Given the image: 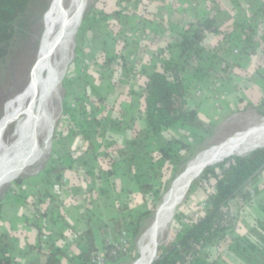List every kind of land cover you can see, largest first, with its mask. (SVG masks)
<instances>
[{
  "label": "trees",
  "instance_id": "obj_1",
  "mask_svg": "<svg viewBox=\"0 0 264 264\" xmlns=\"http://www.w3.org/2000/svg\"><path fill=\"white\" fill-rule=\"evenodd\" d=\"M35 1L0 0L1 58L6 56V46L16 37L18 21L28 12ZM245 1L247 2V5L245 4L246 8L253 10V15L257 13L264 14V0ZM101 2L105 3V0H101ZM220 2L221 0H209L207 11L200 18L192 20L175 33L176 43L174 46L179 49V55H172L170 44L162 47L165 52L164 60L161 66L156 69H146L138 64L129 67L128 60L122 54L123 48L117 46L116 52L110 54L106 46L107 40L102 38V46L105 49L102 54L104 74H107L106 76L112 78V82H115L118 75L120 78L125 73L129 74V70H131L133 74H138L142 79L139 114L141 118L146 120L147 126L145 130L137 131L133 140L128 142V152L132 158L126 163L128 171L133 173L134 178L140 184L139 187L144 197V209L132 210L128 206H124L122 210L126 211V215L122 217L111 216L109 222L104 226L96 223L94 220L96 214H93V216L89 214L87 228L78 235L74 243L80 247V251L69 257L72 264H91V257L99 250L97 241L100 238L105 240L106 229L110 226L115 239H118L123 231L128 233L131 253L128 254L132 256L133 261L138 256L137 244L143 221L155 216L158 210V202L177 178L180 167L195 155L191 150H189L188 156L185 157L177 154L179 150L189 146L176 138L172 139L169 145L158 148L157 153L151 147L152 142L148 140L175 128L183 119H196V112L191 110L189 105L190 92L184 79V72L190 58L195 57L201 60L205 57L206 48L204 43L208 34H216L224 38L226 48H221L217 52L226 50L234 55L233 52L237 49L238 56L251 55L255 58L258 71L264 68V18H259L258 22H252V18H248L249 16L242 18V20L234 17L221 20L215 14V9ZM133 3L141 7L143 14L150 10V5L146 0H117L118 8L111 11L107 10L105 5H100V3L88 8L82 19V24L85 27L82 26L77 31V39L79 40L82 35L88 36L91 30L101 26L104 27L105 24L106 28L103 31L106 37L111 34L115 36V33L122 31L123 27L120 23L114 22V19L120 17L127 10L126 6ZM79 23L80 21L77 23L76 28ZM76 53L77 55L80 53L79 45L76 46ZM224 71V69L221 70V72ZM85 96L86 94L77 97V102L79 101L83 106V109H80L79 105L77 108L80 117L86 112L85 104L82 101ZM255 107L260 115L264 116V96ZM65 114L69 116L67 112ZM108 123L106 127L115 126L122 129L131 126L129 122L123 120L121 115L117 117V120L111 119ZM86 128L87 122H84L83 119L74 127L70 123L68 132L64 136L82 135L81 137L86 139ZM106 133H104L106 138H111ZM263 144L264 142L258 146ZM92 148L90 147V149ZM66 152V159L68 156L69 162L57 166L55 158V163L45 170L44 178L47 182L51 179L52 172H56L54 180L56 184L54 185L51 180L50 183L48 182V186L52 191L54 188L57 191L55 190V195L46 194V191H43L40 196L44 200L43 202L48 203V205L37 213V215L41 214L42 217L34 222L39 236L45 234V227L48 228L49 225H55L57 221L65 219L62 206L64 203L58 201L60 198L58 191L63 187L62 178L67 168L75 167V171L80 176H82L81 174L86 175L85 179L87 181L95 179V175L100 177L99 169L95 170L92 164L88 165V159H84L86 161L79 164L78 160L75 161L72 152L68 150ZM105 153L106 155L112 154L111 151ZM63 157V155L57 157V160L60 158L65 160ZM162 157L167 158L168 162L166 164H161ZM124 170L121 171L124 172ZM263 170L264 145L245 155L232 154L218 163L206 166L190 187V191H193L198 185L205 190L207 199L204 214L197 219L191 217L186 222H183L180 214H175V220L172 224L173 236L165 243L158 244L156 255L151 264H195L198 257H214V249L225 243L231 251L239 254L249 264H264V201L260 203L262 216L256 218L254 224L245 233L235 234V224L227 214L231 201L240 193L247 201L251 200V192L245 190V188L250 182H256ZM114 171L117 170L110 169L108 172L113 174ZM24 180L22 177H18L13 183L21 187ZM51 185L54 186L51 187ZM210 186L212 189L209 191ZM93 189H96V186L87 191L91 192ZM254 191L257 193L259 188L256 186ZM189 199L188 196L186 201H189ZM2 203L1 201L0 206ZM89 213H91V210H89ZM92 218L94 223L90 222ZM58 233L62 235V233ZM58 233L57 231H49L50 240L48 250L45 251V254H47L45 264H62V259L68 257L67 250L58 245V239L55 237V234L58 235ZM1 236L0 264H15L14 256L7 244H4V239ZM112 246V243H108L106 250L110 251ZM128 254H121L117 258L111 257L109 261H116Z\"/></svg>",
  "mask_w": 264,
  "mask_h": 264
},
{
  "label": "crops",
  "instance_id": "obj_2",
  "mask_svg": "<svg viewBox=\"0 0 264 264\" xmlns=\"http://www.w3.org/2000/svg\"><path fill=\"white\" fill-rule=\"evenodd\" d=\"M146 1H148L150 5V10L144 14L141 7L137 4L133 3L127 5V10L122 13L120 17L114 19V22L116 21V23L122 25V31L115 36L111 34L105 40H107L106 46L110 54L116 52L117 43L121 37L129 41L128 46L123 50L124 57L128 60L129 67L138 64L146 69H156L161 66L164 60L165 52L162 47L170 44L172 55H179V49L174 46L176 43L175 33L187 23L196 18H200L207 11L209 0ZM245 4L247 5L245 0H221L220 4L217 5L215 9V14L221 20H225L228 17L242 20V18H247L249 16L248 18L251 17L252 22H258L261 18H264V14L262 13L253 15V10L246 8ZM101 5H105V8L110 11L118 8L117 0H105V3L102 2ZM130 6H133V8L128 11ZM93 44L94 47H92L91 50H89V48L85 50L82 47L79 53V59L85 64V72L88 68L90 69L85 75H89V72H91L93 77L83 78V81H87L80 95L86 94L87 91L91 89L95 91V89L92 88V84H98L97 86H99L101 90L103 89V94L100 97L105 99L107 105L115 108L118 103L122 104V108H118L114 113L118 114V112H120L116 117L121 115L123 120L129 122L131 126L125 130L121 129V133L117 134H115V132L119 129L113 126L112 131L114 137L117 139H115L112 144H110L109 141L105 142L106 146L103 145V151L98 153L96 157H105L103 162L108 163L107 157L109 155H106L105 152L108 151L107 147L109 144L110 149L113 150H111L112 153L117 150H120V152L123 151V157L119 158V164L125 169L124 172L121 171L120 174L122 180L125 178V187L121 181L119 184L116 181L118 186L117 184L115 185V183L111 181L112 175L107 174V169H104L101 165L98 169L101 168V170L104 169V171L100 172V185L96 186V189H93L91 192H88V189L85 188L79 190L80 194H82L83 191H87L90 197L96 199V202L90 203V197H81L78 200L75 195L74 201L73 198H71L75 204L74 207L68 198L72 195L67 196L65 195L66 192L62 193L61 190L58 191L59 197L65 202L62 205L64 207L65 219L59 220L60 225H49L46 234L49 236V231L62 233V235L59 233L58 235L55 234V237L58 239V245L67 250L68 257L62 259V264H72L69 261V257L80 251V247L76 246L74 243L78 235L88 226L87 218L89 217L90 209L96 206L95 208L98 214L95 215L94 220L100 226H104L109 222L111 216L122 217L126 215V211L124 212L122 210L124 206H128L132 210L144 209V197L139 187L140 184L136 178L132 177L133 173L128 171L126 163L132 158L128 152V142L133 140L137 131H143L147 126L146 120L141 118L139 114L142 79L138 74H133V76L135 75L133 78L126 77L121 79L120 77L117 79H120L121 83L117 85L113 84L112 78H107V81H104L101 79L104 77H96L95 71L97 70V65L102 64L103 67V63H100V61L104 59L102 54L105 52V49L102 46V41H99V39L94 40ZM204 44L206 48L205 57L199 60L195 65L189 62L184 72V79L190 92L189 105L191 110L196 112L197 117L194 120L190 118L183 119L175 128L168 132L155 138L151 137L148 141L152 142L151 147L156 153L158 148L169 145L171 140L175 138L178 141L186 143L190 147H185L177 152V154H180L182 157L188 156L189 150L193 151L194 154L205 152L207 150L205 148H208L209 144L213 145L223 140V138H228L227 136H229V134L239 130V127L236 126L240 123L237 117L251 114L252 109L256 110L255 106L261 102L264 96V68L260 71L257 70L256 60L253 56H238V53L235 55L234 52L233 55L226 50L217 52V50L221 48H226V44L224 43V38L216 34H208ZM86 47H88L87 44ZM218 57H222L225 60H232L233 64H231L227 71H219V64L217 62ZM108 117L110 118V115ZM116 117H114L113 120H117ZM86 129L88 130V128ZM68 142L71 144L74 141ZM80 145L81 148L78 149V144H74L72 150H69L72 152L75 161L78 160L77 157L82 151L93 152L92 150H87L86 142ZM178 145L179 143L177 146ZM88 155L89 156L84 159H88L87 164H92L93 166L95 154L90 155V153H88ZM86 160H84L83 163ZM166 163L165 161L163 164ZM74 168H70V171L76 172ZM81 175L85 177L84 174ZM105 177H107V179ZM62 186L67 189V192L74 190L76 187L71 185V178L68 174H64ZM248 186L252 189H255L257 186L259 191L256 193L254 199L246 204L247 207L244 210L242 208L235 209V207H230V211H234L235 213L232 212L233 217H235L233 220L236 227L235 234L247 232L254 224L253 221L262 216L260 203L264 201V170L258 176L257 181L253 183L250 182ZM201 189L202 190L196 195L201 198L202 201L206 202V192L203 187H201ZM55 190L54 188L53 191ZM111 193L115 195L112 198V203L111 200L107 201ZM94 195L95 197H93ZM90 220L92 223L93 218ZM1 229L4 230V228ZM111 229V226L106 229L105 240L100 238L97 241L99 248L98 252H104L106 250V245L115 240ZM5 233L6 235L9 234L6 231ZM145 234L146 232L143 236ZM76 235L77 237H75ZM41 239L42 236H39L38 244L40 245L37 244L33 247L35 248L36 246L37 249L40 248L42 253H33L31 250L25 249L22 254H19L21 256L17 257L14 255L15 264H45L47 262V254H45V251L48 250L50 236L48 237L46 245H43V242L41 243ZM141 239H138L137 248L138 245L140 247L142 246ZM157 246L158 245H155V251L157 250ZM214 250V257H198L195 264H249L243 257L231 251L225 244H222L221 247L218 246ZM141 255L143 257V251ZM142 257L140 259H142ZM108 263H110V261Z\"/></svg>",
  "mask_w": 264,
  "mask_h": 264
},
{
  "label": "rangeland",
  "instance_id": "obj_3",
  "mask_svg": "<svg viewBox=\"0 0 264 264\" xmlns=\"http://www.w3.org/2000/svg\"><path fill=\"white\" fill-rule=\"evenodd\" d=\"M96 3H100L101 5L102 2L101 0H86V6L83 11V14L88 8H92ZM51 4H52V0H36L31 5L28 12L18 21L16 37L6 46V51H7L6 56L2 58L0 57V119L6 115L10 107L13 105L15 99L28 86V83L31 79V73L37 63L39 48H40L39 46L42 41V37H43L42 34L44 33L45 30V18ZM132 8L133 6L132 7L130 6L128 11H130ZM83 14L80 23L76 28V31L74 32V34H72L69 37L65 49L63 50V52L57 54L58 68L60 71L59 73L60 83L57 92L55 93V95L53 96V98L50 100L49 103V107H48L49 117H47L48 124L46 123L41 124L39 128V141L41 148H43V151L40 157L31 159L27 164V166L21 172L17 173L15 177H10L7 181H4L2 185H0V202L1 201L3 202L0 206V230H1L0 232L2 233V234L0 233V235H2L1 237H3L2 239H4V244L6 243L7 246L10 248V250L12 251L13 256L14 255L17 257L21 256L19 254H22L25 249H29L33 253H42V251L38 250L36 246L35 248L33 247L34 245H37L39 243V236H38L39 232L36 226L34 225V222L38 221V219H40L42 216L41 214L37 215V213H39L40 210L45 209L48 205V203L43 202L44 200L40 196L42 195L43 191H46L45 192L46 194L51 193L52 195H55L56 193L55 191H52V189L47 185L48 182L50 183L51 180L52 182H54V185L56 184L54 181L56 172H52L51 179L48 180L47 182L46 179L44 178L46 174L45 172L46 168H48L50 165L55 163V158H56L57 166L69 162L70 160L68 156L66 159V153H67L66 151L72 150L74 144L75 145L78 144L77 146L78 149L81 148L80 144H84L85 142L87 144V150H89L90 147H93L92 149H90L93 152L82 151V153L78 155L77 158L80 164L83 162L84 157L89 156L88 153H90V155L95 154L96 157L98 153L103 151V145L106 146L105 142L109 141L110 144H112L113 141L117 139L114 137V133L112 131L113 127L112 126L106 127V126L107 124H109L108 122H110L111 118L113 120V118L120 113L118 112L117 114L114 112L118 108L119 109L122 108V104L118 103L117 104L118 106L116 105L115 108L107 105L105 99L100 97L103 94V89L101 90L99 86H97L98 84L97 85L92 84V88H94L95 91L93 89L88 90L86 96L82 100L86 108V112H84V115L80 117L79 111H77L78 105L80 109H83L82 104L79 101L77 102V97L81 96L80 95L81 90L86 85L87 80L83 81V78H93V77L91 75V72H89V75H85V73H88L90 69L88 68L85 72V64L79 59V54L77 55L76 53V46L79 45L80 50L82 47L85 50H87L88 48L89 50H91L92 47H94L93 44L94 40L99 39V41H102V38L105 39L108 38V36L106 37L103 31V29L106 28V24H105L104 27L101 26L100 28L96 26L97 28L91 30L88 36L82 35L81 38L78 40L76 36L77 31L82 26L85 27L84 24H82ZM115 34L117 35L118 32ZM128 42L129 41H127L126 39H122L121 37V39H119L118 41L117 46H121L124 50V48L128 46L129 44ZM86 44L88 47H86ZM122 54L124 56L123 51ZM101 62L102 61H100V63ZM97 70L95 71L96 77L97 76L104 77L101 79L107 81L106 79L108 78V76H106L107 74L105 75L103 73L104 71L102 64L97 65ZM129 72H130L129 74L125 73L122 77L123 78L135 77V75L133 76L131 70H129ZM117 78H119V75L118 77H116V80L115 82H113V84L118 85L121 83V80ZM65 112H67L69 116H67ZM109 115L110 118L108 117ZM31 117L32 114H27V115L25 114L19 117L17 120L11 121L7 125L4 131V137L0 138V148L2 147L0 150V159L8 157L9 149H13L16 146L18 140L22 137L24 130L27 128L28 123L31 120ZM237 118L238 121H240L239 125H236L237 127H239L238 128L239 130H236L232 134H229V136L227 137H231L238 134L241 135L243 131L247 130L250 127L258 126V124H261L264 120V116L260 115L258 109L256 110L252 109L251 114L247 116L241 115ZM82 119L84 122H87V128H88V130L86 129V132H88L87 138L83 140V138L81 137L82 135L65 137L64 135L68 132L70 123L71 126L74 127V125L78 124L79 121ZM128 128H122V130ZM118 129L119 130L115 132V134L121 133V128ZM104 133L110 135L111 138L109 137L106 138ZM47 137L50 138L48 139ZM71 137H76V138H71ZM225 139L227 138H223V140L213 145L209 144L208 148L205 149L207 150L209 149L208 151H210L211 149L215 150L222 145L221 143H223ZM3 140H5L4 141L5 145L3 144ZM68 141H74V142L70 144ZM262 142L264 141H261L254 147L258 146ZM89 144L91 145L89 146ZM110 144L107 147L109 152L112 150L110 149ZM208 151L202 152L200 154H195L194 157H192L187 163H185L183 166L180 167L178 176L186 169L187 165L190 164L191 166V164L197 157L198 158L196 160H198L201 157H204L203 154L207 153ZM250 151H242L241 153L247 154ZM122 153L123 151L120 152V150H117L116 152L114 151V153L112 154L109 153V156L107 157V161H109L108 163L103 162V159L105 157L103 158L100 156L99 157L100 159L94 157L95 161L93 163V166L96 168V170L101 165H102L101 167L107 169V171L110 170L109 168L117 170L114 171L115 173L113 174L110 173V175H112L111 181H113L115 185L117 184V182L119 184V182L121 181L123 183V186L125 187L124 184L125 178H123L122 180V176L120 175L121 170H123L124 167L122 166L120 167L119 165V161H120L119 158L123 157ZM62 155L64 156L63 159L65 160H61V158L57 160V157H61ZM163 161L168 162L167 158L162 157L161 162L164 163ZM213 163L215 162H212V164ZM189 168L190 167H188L186 171L183 172V174L177 180L175 179L172 182L171 187L169 188L168 191L164 192L163 198L158 202V209L160 208V206L161 209L163 208L165 202L167 201V195L169 194L170 190L179 181V179L182 178V176L188 171ZM99 169L100 172L104 171V169L103 170H101V168ZM64 174H68L70 176L71 185L76 186L75 187L76 189L67 192V189L63 186L59 190H61L62 193L66 192L65 195L67 196L72 195L71 197L68 198L73 206L75 205L73 203L75 199L74 197L75 195L78 198V200L81 197H90L87 191H83V193L80 194L79 193L80 189L81 190H83L84 188L90 189L92 187L94 188L95 186L100 185V179L99 176L97 175H95V179H90L89 181H87L85 179L86 175L85 177H82L78 173L74 171H70V168H67L64 171ZM107 174H109V172ZM199 176L200 175L196 177L198 178ZM18 177H22L23 179H25L24 183L22 184V187H18L13 183V181ZM132 177H134V175ZM196 177L193 178L191 182L184 187V189H182L183 192H181V194L179 195L180 197L178 200H176V203L173 202L174 205L171 204L170 210L168 211L169 213H166L165 219H163V223L160 225V227L156 232L157 233L156 245L165 243L171 236H173L172 224L175 220V214H180L181 219L183 221H186L189 220L193 215H195L196 212L200 209V206L204 201H202V199L199 198L196 194L202 190L201 187L198 185L195 187L194 189L195 191L194 190L190 191L191 184L196 179ZM105 178L107 179V177ZM54 185H51V187H53ZM211 189L212 187L210 186L208 190L210 191ZM251 189L252 188L250 186H247L245 188V190L247 191H250ZM255 195H256L255 192L253 194L251 192V200L247 201L243 197L242 193H240L238 197L235 198V200L231 201V207H235V209L242 208L244 210L247 207L246 204L248 202H251L254 199ZM114 196L115 195L111 193L107 201L111 200L112 203V198ZM188 196L190 197V199L189 201H186V198ZM93 197H95V195ZM71 198H73V201L71 200ZM90 198H91L90 203L94 201L96 202L95 198L92 197ZM238 198L239 199L243 198V202H241L240 200L237 202ZM54 199L56 198L54 197ZM58 201L65 203L61 198H59ZM90 203L88 204L91 205ZM95 207L90 209L91 210L90 214H96V215L98 214ZM157 220L158 217L156 212L155 216L143 221L139 240L141 239V237L145 232L146 234L141 239L142 249L138 245L137 248L138 256L134 261L131 255L130 256L125 255L122 258L114 262H110L108 264H134V263L136 264V262L142 257L141 255L142 251L144 254V247L147 245V243L149 246L148 238L152 232L153 225L156 223ZM92 223H94V220L92 221ZM56 225H60V222L57 221ZM1 228H4V230H2ZM5 231L8 232L9 234L6 235ZM47 231L48 228L45 227L44 233L46 234ZM40 241L42 243V239ZM225 246L228 245L225 243ZM154 253H155V247L152 249L151 256L149 257V259H147L148 262L146 264L151 263V260L154 257L153 256Z\"/></svg>",
  "mask_w": 264,
  "mask_h": 264
},
{
  "label": "bare ground",
  "instance_id": "obj_4",
  "mask_svg": "<svg viewBox=\"0 0 264 264\" xmlns=\"http://www.w3.org/2000/svg\"><path fill=\"white\" fill-rule=\"evenodd\" d=\"M85 6L86 0H52L45 18V30L42 34V41L40 40L41 44L39 46L37 63L31 73L28 86L15 99L6 115L0 119V138H3L4 131L11 121L17 120L22 115L32 114L31 120L16 146L13 149H9L7 158L0 159V185L10 177H15L17 173L27 166L31 159L40 157L43 151L39 141V128L41 124H48L49 103L57 92L60 83L57 54L63 52L69 37L74 34ZM261 124L263 125L261 128L252 130L249 135L243 133L241 135L238 134L239 136L234 135L233 138L224 142L217 149H211L203 154L204 157L196 160L197 157L193 161L188 171L179 179L167 195V201L161 209L158 220L153 225L152 232L149 235V246L147 243L144 247L142 259L136 262V264H146L148 262L147 259L151 256L152 249L156 245V232L163 223L166 213H169L171 204L174 205L173 202L176 203V200L179 199V195L183 192L182 189L193 178L200 175L208 164L213 165L225 156L232 155L233 153L250 151L255 145L264 141V120ZM47 138L49 139L50 137ZM4 141L3 144L5 143ZM212 162L215 163L212 164Z\"/></svg>",
  "mask_w": 264,
  "mask_h": 264
},
{
  "label": "built area",
  "instance_id": "obj_5",
  "mask_svg": "<svg viewBox=\"0 0 264 264\" xmlns=\"http://www.w3.org/2000/svg\"><path fill=\"white\" fill-rule=\"evenodd\" d=\"M234 53H238V50L235 49ZM198 59L194 58H190L189 62L193 65H195L196 63H198ZM217 62L219 64V69L222 70L224 69L225 71H227L231 64H232V60H225L222 57H218ZM252 192V194L255 192L254 189L250 190ZM238 197V196H237ZM241 201L243 202V198L241 199H237V201ZM231 207V203L229 206V209L227 211V214L229 215V217L234 220L235 217H233V213L234 211H230ZM206 209V202H203L200 206V209L196 212L195 215L192 216V218L197 219L199 218L201 215L204 214V210ZM233 212V213H232ZM188 221V220H186ZM43 236V235H42ZM48 235L44 234V236L42 237V242L43 245L47 244V240H48ZM77 237V235L75 236ZM113 244L112 248L110 251L105 250L104 252H98L96 254H94L91 257V264H107L109 262V259L111 257L117 258L118 256H120L121 254H128L130 253V240L128 237V233L126 231H123L118 239H115L114 241L111 242Z\"/></svg>",
  "mask_w": 264,
  "mask_h": 264
},
{
  "label": "water",
  "instance_id": "obj_6",
  "mask_svg": "<svg viewBox=\"0 0 264 264\" xmlns=\"http://www.w3.org/2000/svg\"><path fill=\"white\" fill-rule=\"evenodd\" d=\"M262 126H263V125L260 124V125H258V126L250 127V128H248L247 130L243 131V134L249 135L250 132H251L252 130H254V129H258V128H261ZM251 128H252V129H251ZM231 138H233V136L228 137L227 139L224 140V142H226L227 140H229V139H231ZM224 142H223V143H224ZM223 143H221V144H223ZM263 145H264V144H263ZM263 145H260V146H258V147H261V146H263ZM258 147H255L254 149H256V148H258ZM254 149H251V151L254 150ZM208 150H209V149H208ZM208 150H206V151H208ZM233 154H236V153H233ZM237 154H242V153H237ZM242 155H245V154H242ZM227 156H228V155H227ZM227 156H225L224 158H222V160L225 159ZM222 160H220V161H222ZM220 161H219V162H220ZM217 163H218V162H217ZM208 165H210V164H208ZM188 167H190V164L187 165L186 169H187ZM186 169H185L183 172H185ZM202 171H203V170H202ZM183 172H182V173L176 178V180H177V179L183 174ZM160 209H161V206H160V208L157 210V217H158V215H159V213H160ZM155 255H156V251H155L154 257H155ZM154 257L152 258L151 263H152V261L154 260Z\"/></svg>",
  "mask_w": 264,
  "mask_h": 264
}]
</instances>
